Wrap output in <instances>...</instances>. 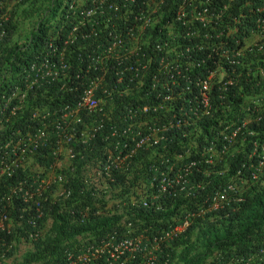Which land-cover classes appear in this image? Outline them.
I'll return each mask as SVG.
<instances>
[{
  "label": "trees",
  "instance_id": "16d2710c",
  "mask_svg": "<svg viewBox=\"0 0 264 264\" xmlns=\"http://www.w3.org/2000/svg\"><path fill=\"white\" fill-rule=\"evenodd\" d=\"M100 1L96 7L91 8L89 2L79 4V0H22L8 10L6 7L12 0H0L3 10L9 11L8 20L3 23L6 37L0 40V103L2 98H8L13 91H22L24 94L23 98L18 97L14 101L15 117L7 118L10 115L9 111L0 106L2 118L0 161L16 160L12 177H0V204L5 201L4 198L11 195V188L18 183L25 179L41 177L37 175V171H29L30 165L26 159L31 153L28 144H25L23 152L18 151L16 154L12 148L5 149L6 145L12 141L15 143L18 139L26 137L25 135L33 136L46 125L49 127V120L32 119L36 112L44 114L45 111H50L56 114L65 106L74 107L83 87L95 76L94 72L99 73L101 66L107 71L105 82L111 90L117 79L115 74L122 72L126 65L134 64H138V67L144 66L142 71L134 68L133 73L143 80L145 86L147 76L149 80L152 75H156L164 83L170 75L178 76L187 64L196 67L193 77L201 79L207 75V70L213 68V62H219L223 67L227 85L223 87V91L216 85L211 87L207 115L199 112L192 117H186L181 121L180 128L167 133L165 139L158 145L137 151L134 169L138 176L136 173L131 175L128 173L130 171L121 169L110 173V178L106 179V182L107 188L116 191L115 195L112 194V200L122 202L129 194L128 190L141 183L139 180H143L144 193L147 194L144 197L149 199V206L134 207L129 212L124 209L121 215H117L116 207L112 206L110 209L112 214L106 216L107 202L103 190L88 186L87 180L83 178V171L86 170L90 158L97 156V151L104 148L113 149L109 146L107 137L114 145L123 144V136L111 138L110 135L113 129L117 134L127 129L130 122L128 123L123 116L127 109L132 108L128 104L135 103V95H129L122 100L115 95V107L119 109L120 117L104 119L101 137L94 138L93 144L89 147L85 148L80 143L72 144V152L75 155L71 166L73 173L71 175L70 172L65 173L67 182L63 185L69 195L56 203L48 199L40 204L44 217L36 222L41 227L46 222L47 231L42 239L33 242L34 252L27 253L23 257V262L44 258L54 261V258L64 251L66 244L68 250L78 244L79 236L88 235L89 241L100 243L110 237L109 235L114 236L116 241L127 238L124 237L127 232H130L129 237H142L145 253H149L153 238L180 223L184 216L189 217L188 227L172 242L159 244V249L153 252L155 264H227L241 257L248 258L256 251L263 250L264 167H260L259 163L262 162L261 157H264L262 153L264 150H254L257 146L261 148L264 145V117H259L260 113L256 108L245 106V103L246 100L257 98L262 101L264 107V47L258 55L250 52L237 58L225 59L217 54L218 51H222L221 48L230 50L231 54L238 45L244 44L243 36L247 34L245 25L233 22V18L242 13L238 9L240 2L191 0L189 11L194 16L186 31H191L199 37H195L188 51L186 48L181 49L182 41L168 39L170 34L168 29H164V33H158L157 29L153 32L148 28L143 33L144 39L141 40L143 46L137 54V59L130 58L126 61L105 59L99 64L93 62L92 58L111 43V38L118 35L117 30L124 42L129 45L132 30L140 27L141 17L148 15L152 10L156 11L155 17L160 24L164 25L162 22L168 20L175 27L177 25L175 10L184 0ZM121 2L122 5L129 6V12H125L124 16ZM203 10H207L208 13L204 14ZM243 15L246 17L244 13ZM247 17L256 16L247 14ZM200 18L204 21L201 22ZM81 24L83 28H78L75 36H68L69 31L65 34L69 25ZM157 33L161 39L157 37ZM173 33L175 29L172 30ZM197 43L201 44L196 48ZM49 45L50 48L64 52L63 61L65 64H71L72 68L66 70L65 78L55 85L47 82L31 84L32 67L37 69L41 67L42 58L50 52ZM124 48L126 51L129 50L127 44H124ZM213 49L216 53L212 52ZM89 77L91 78L85 83L84 79ZM125 83L124 77L121 85L124 87ZM61 86H68L69 93H61ZM130 86L135 88L136 82H132ZM139 91L144 93L146 88ZM183 92L184 89H177V94ZM158 93L161 97L171 94L164 87L158 89ZM132 94L137 92L134 91ZM147 105V113L138 112V116L147 124L144 130H147L150 124L168 121L173 113L179 114L180 106L171 101L160 100ZM109 113V107L105 104L101 113L81 114L80 125L85 128ZM55 117L53 114V122ZM134 121L138 122L137 119ZM131 124L132 129L136 130L134 122ZM111 126L113 128H110ZM234 133L236 136L232 138ZM46 147V153L39 150L35 156L33 155L35 164L40 167H47L52 162L49 156L53 148L52 137L48 139ZM209 147L216 150L222 162L213 166L205 164L210 158L215 160L214 155L208 152ZM187 150L191 152V160L197 162L196 168L181 172L188 163L184 158L171 171L170 165L174 157L176 155L185 157ZM119 151L120 148L116 153ZM35 164H32L30 170L35 168ZM246 164L249 170L243 169L242 172L248 180L243 186L242 200L238 204L230 203L220 209H213L212 201L216 193L229 183L239 166ZM258 166L259 171L256 169ZM255 170L257 175L250 179L249 171ZM178 173L187 183L185 189L188 190V194L180 190V185L173 186L162 195H156V191L150 187L153 179L156 178L157 182L161 180V174L177 176ZM151 197L157 200L153 199L151 202ZM12 203L11 214L14 217L10 213L9 216L15 218L20 214V206H24V203L21 199H14ZM124 214H127L125 218L130 224L126 231L121 223ZM173 217H179V220H174ZM0 236L7 241H10V238L14 240L16 237H25L20 230L15 229L11 236L3 233ZM2 252L4 249L0 248V253ZM142 255H137L136 262H144ZM106 258L107 254L102 257L103 260Z\"/></svg>",
  "mask_w": 264,
  "mask_h": 264
},
{
  "label": "built area",
  "instance_id": "2783aa9c",
  "mask_svg": "<svg viewBox=\"0 0 264 264\" xmlns=\"http://www.w3.org/2000/svg\"><path fill=\"white\" fill-rule=\"evenodd\" d=\"M18 1L21 0H12L11 4L14 5L13 3ZM10 5H8L6 9L9 10ZM204 14H206V11H204ZM183 17L184 14L179 15V18ZM7 20L8 15L3 12V6L0 4V40H3L5 36L3 23H5ZM128 49L129 50L126 51V48H123L122 40H114V38H111V43L109 46L101 52V55L93 58V62L96 61L101 64L105 61V59L110 60L113 58L116 61H126L130 58L137 59V54L140 53L138 45H131L128 47ZM137 65L138 64L126 65L122 72L116 74L117 79L114 81V88L112 90L110 89L108 93L104 91L99 97H95V91L102 88L103 84L106 83L105 78L107 71L105 68H101L99 73L94 72L95 76L89 80L87 88L84 90L80 98L75 102L74 107H64L63 112L60 114L62 122L49 123V127L52 130L55 129L57 132L55 146L52 148L51 155H49L52 159V162L47 167L40 168V170L37 172V175L41 177L25 179L16 186L12 187L11 195L4 198L5 201L1 203L2 205L0 204V234L3 233L11 236L13 230L15 229L20 230L26 237H16L14 240L13 238H10V241H7L2 236H0V248L4 249V252L0 253V264H127V262L128 264H155L156 259L153 255V252H156L159 249V244L161 242H172L178 235L186 230L189 225L188 216H184L180 226H174L168 231H162L159 236L153 238L152 247L149 253H145L142 237H129L128 235L130 232H125L126 235L124 237L127 238H123L119 241H116L113 238L114 236L111 235H109L110 237L107 239L105 238L100 243H93L89 241V237L77 238L78 244H75L69 250L68 245L66 244L63 251L64 253L62 252L60 254L59 259L55 258V262L49 261V258H44L38 261L24 263L23 258L18 256L19 254H24L27 251L30 253L34 252L33 242H37L39 239H42L47 231V227H45L46 222L42 224V227L38 226L36 222L37 220H40L44 217L43 210L42 208L40 209V204L46 202L48 199H50L53 203H56L61 198L65 199L69 195V192L64 190L63 185L67 182V176L65 173L70 172V175L73 173L71 166L75 155L73 154L72 150L68 148V146L64 148V145L68 144L73 138L76 137L75 131L71 127V122H79L80 112L87 114L101 113L103 110V106H101V104H104L103 97L107 95L113 100L115 99V95L119 96V99H123L129 95H135V103L129 104L132 108L127 109L123 116V118L126 119L128 123L130 122V124L127 126V129L123 130L120 134H117L116 130L113 129L110 135L111 138L123 136V144L117 143L114 145L113 142L109 141V137H107V140L110 143L109 146L113 147V149L104 148L102 151H97V156L90 158L89 164L86 166V170L83 171V178L87 180L86 183L88 186L103 190L102 193L104 194L105 201L107 202L105 205V208L107 209V212L105 213L106 216L112 214L110 211L112 206H115L119 212L122 211L124 206L126 207L125 209H127V211L136 207L137 204L144 208L148 207V202L145 200H140L138 197L137 187L130 188L128 190L129 195H127L125 200L122 202L112 200V194L115 195L116 191L112 190L110 187L107 188L106 179L110 178V173H112L114 170L121 169L130 171L128 173L133 175L136 173L134 168L135 163L137 162L136 153L139 149H148L158 145L165 139L164 137L167 133L175 131L174 129L176 128H180L182 125L181 121H184L186 117H192L199 112H203L206 115L209 113L206 91L209 88V82L215 79L216 72L210 74L207 79L196 83L195 86L199 87L201 90L200 93L202 95V99L197 106H193L195 98H186L187 96L185 97L184 93L177 94L178 88L183 89V86L178 82V79L181 77L180 73L175 77L170 75L168 80L164 81V83L161 82V79L156 77V75H152L149 80L147 76L146 85L144 86L143 80H140L137 75L133 73L134 68L135 70L140 71L144 69V66L138 67ZM188 67H191V64H187V67L184 69H187ZM168 68L169 67H166V69ZM62 76L65 77V75ZM124 77L126 78V83L123 87L121 83ZM221 77L222 76H220L218 79ZM60 78L61 76L58 71L49 70V68L46 70V73L43 76V79L46 80H60ZM90 78L91 77H89V79ZM134 81L136 82V87L132 88L130 84ZM161 87H164L167 91H170L171 94L169 96L161 97V95L158 93V89ZM144 88H146V91L140 94L139 90ZM64 89V86H62L60 91H63ZM185 89L190 90L189 84L185 85ZM134 91H136L137 94H132ZM18 97L23 98L24 94L21 91H13L8 96V98L1 99L2 103H0V106L7 108L6 110H8L10 114L7 116V118L15 117V107H13V104L15 99ZM160 100L171 101L174 104L179 105V114L173 113L168 121H161L152 125L150 124L147 130H144L147 124L142 120V117L138 116V112L141 114L147 113V104L155 103ZM51 115L52 113L49 111H45L44 114L36 112L32 116V119L40 118L41 120H49L50 122ZM4 116L6 115L4 114ZM114 117L120 116L119 114L115 116L108 114L103 116V118L98 122L86 126V132L83 135H81V133L79 134L78 142L92 145L94 138L101 137L103 120H111ZM134 119H137L138 122H135ZM1 120L2 118H0V122ZM131 122H134L136 130L132 129L133 126ZM110 128L113 127L111 126ZM47 129L48 127L46 125L43 130H38L33 136L27 135L25 138L19 139L16 145L13 146V151L15 153L18 150L23 152L26 148H24L25 144H28L29 152H34L37 149L40 140L47 132ZM235 136L236 133H234L231 137L233 138ZM18 145L19 147L17 148ZM119 148L120 151L116 153V150ZM208 152L214 155L215 160H212L211 158L206 160V165L210 164L213 166L218 162H222L220 156L216 154V150H213L212 147H209ZM191 157L190 150L186 151L185 157L182 155H176L170 165L171 171L175 169V165L183 161L184 158L185 161H188V163L186 164V167L181 170V172L196 168L197 162L191 160ZM15 164L16 160L14 159L7 162L1 160L0 177H12ZM29 171L31 170L29 169ZM179 174L180 173H178L177 176L161 174V192L159 193H166V191L172 189L173 186L180 185V190H184L182 192H187L188 194V190L185 189L187 183H185V180H183V177H181ZM235 174L236 175L230 179L229 183L219 189V191L216 193V196L212 201L213 209L217 210L223 205L228 204L230 199H232V202L234 203L240 202V189L246 183V181L240 177L241 172L239 169H237ZM135 175L138 176L139 174L136 173ZM254 177L255 174L252 173L251 179H254ZM49 190L51 191L50 193ZM14 199H21L24 203V206H20V214L17 215V217L15 216V218H12L9 216V213L11 214V212H13L12 201H14ZM23 217L25 220H23ZM47 222L49 223L50 221ZM122 226H125L124 229L126 231V227H130V224L122 220ZM29 227L33 228V230H30ZM7 250H9V252ZM11 250H13L12 253ZM23 250L24 252H22ZM105 254L108 255V258L103 260L102 257ZM137 255H142V260L144 261L143 263L136 262ZM228 264H264V249L257 251L250 258L235 259Z\"/></svg>",
  "mask_w": 264,
  "mask_h": 264
},
{
  "label": "clouds",
  "instance_id": "9594fccd",
  "mask_svg": "<svg viewBox=\"0 0 264 264\" xmlns=\"http://www.w3.org/2000/svg\"><path fill=\"white\" fill-rule=\"evenodd\" d=\"M84 1L85 2H89L91 4V8L96 7L101 2L100 0H79V4L84 2ZM228 1H230L229 3L240 2L238 9H239V11H242V13L237 14L233 18V22L234 23H239V24L241 22L242 24H244L245 25V31H246L247 34L243 36V38H244L243 46H239L238 45V48L236 50H234L231 54H230V50L220 47L222 51L221 52H219V51L217 52L218 56H220L222 58H225V59H229V58H237V57L243 56L245 53H250V52H255L258 55V53L262 51V47H264V0H228ZM21 2H22V0L18 1L16 3H21ZM190 2H191V0H184V1L180 2V7L175 10V12H176L175 23L177 24L175 27L168 20L162 22L164 25L160 24L159 20L155 17L156 11L155 10L149 11L148 15L141 17V19H140L141 26L137 27V28H134L132 30V32H131L132 36H131V41H130L129 45L131 46V45L137 44L139 49L141 50V48L143 46L141 44V40L144 39L143 33H144V31L146 29L149 28V29L153 30V32H154V29H157L158 33H164L163 30L164 29H166V30L168 29V31L170 32V34L168 35V39L171 40V41H182L181 49L186 48V50L188 51L190 49L189 45L192 42L194 43L193 40L196 39L197 37H199L198 35H194L191 31H186V27L190 24V21L192 20V18L194 16L189 11V7L191 6ZM16 3L14 2L13 4L15 5ZM14 5L11 4L9 9H11V6H14ZM73 5H71V6H73ZM71 6H70V9H71ZM120 6L124 9V12H122V16H124L125 12H129V6L128 5H122V2H121ZM234 8H235V6H234ZM225 9H226V7H225ZM204 11H206V13H208L207 10H203V13H204ZM3 12H5L7 15L9 13L8 10H3ZM243 13L246 15V17H247V14H253L256 17L255 18H248L247 17L248 18V20H247V18L244 17ZM180 14H184V17L183 18H179ZM197 18H199V17H197ZM200 21L203 22L204 20L202 18H200ZM78 28L82 29L83 28L82 24L79 25V26L69 25V28H67V30L65 31V34L69 31L68 36H75V33L77 32ZM174 29H175V33L172 34V30H174ZM117 32H118V35H116L114 37V40H122L123 41V48H124V44H127V46L129 47L128 43L124 42L123 38L121 37L120 32L118 30H117ZM158 33H157V37L159 39H161V37H160V35ZM83 35H84V33H83ZM5 37H6V31H5L4 38ZM69 41H71V38L69 39ZM200 44L201 43H197L195 45V47L196 48L199 47ZM65 45H67V43H65ZM48 47L50 48V45ZM102 51L103 50H101V52ZM101 52L98 53L95 57L101 55ZM212 52L216 53L215 49H213ZM63 57H64V52L59 51L57 48H50V52H48L47 56L43 57L42 60H41V67L39 69H37L35 67H32L33 76L30 79L31 84H40L42 82H47L48 84H52V85L54 84L55 85L57 82H61L65 78L62 75H65V73H67L66 70H69V68H72L71 64H65L64 63ZM92 60H93V58H92ZM48 68H49V70L58 71L60 76H61L60 80H51L50 79L51 80L50 81V80L43 79V76L46 73V70ZM100 68H104V67L101 66ZM195 69H196V67L191 64V67H188L187 69H184L183 71H181L180 72V76L181 77L178 79V82L183 86L184 96L185 97L187 96L186 98H189V99H194L195 98V102H194L193 106H197L199 104L200 100L202 99V95L200 93V91H201L200 88L195 86L196 83L199 82V81L207 79L210 74L216 72V77H215L216 82H213L214 79L212 81H210L209 82V88L206 91L207 106H209V103H210L209 102L210 101L209 92H210L211 87L213 85H216V87H218L221 91H223L224 90L223 87H225L227 85V83L225 82V79H224L225 74L223 73V67H222V65L219 64V62H213V68L207 70V75L205 77L202 76L201 79H196V78L193 77V73H194ZM186 73H190L192 76L191 75L187 76ZM68 74H70V73H68ZM220 76H222V77L220 79H218ZM77 77H78V75H76V78ZM88 79L89 78L84 79V82L86 83V81ZM231 83L232 82L230 81V84ZM88 84H89V82L85 84V86L83 87V89H82V91L80 93V96L83 94V92L87 88ZM186 84H189L190 90H186L185 89V85ZM61 87H60V89H61ZM64 88L65 89L63 91H61V93H64V94H66L67 92L69 93L68 86H66V87L64 86ZM104 91H106V93H108V91H110V87H109V85H107V83H104L102 88H100V89L95 91V97L101 96V94ZM80 96H79V98H80ZM120 100H122V99H120ZM103 103H104L103 105L106 104L109 107V110H110L109 115L115 116V115L119 114V109L117 107H115L116 98L113 100L108 95L104 96L103 97ZM245 104H246L245 106H250V107L252 106V107L256 108L257 112L260 113L259 117H261V116L264 117V107H262L263 104H262V101L260 99L256 98L254 100H246ZM250 107L248 108V111H250ZM63 110H64V108L59 109L56 114L53 112V114L56 115L54 123L55 122H59V123L62 122L61 121L62 119L60 118V114L63 112ZM53 114L51 115V119H50L49 123L53 122V120H52ZM81 114H84V112H80L79 119H80V115ZM258 119L259 118H256V120H258ZM71 127L74 129L76 137L73 138L68 144H65L64 148H66L68 146V148H70L72 150V144H75V143L79 144L80 143V142H78L79 134L81 133V135H83L86 132V130H85L86 127L85 128L81 127L80 120H79V122H74V121L71 122ZM56 134H57V132L55 131V129L52 130L50 127H48L47 132L44 134V137L40 140L37 149L34 152H32L31 155L26 159L28 164L30 165L29 169L32 166V164H35V162L33 160V155L35 156L39 152V150H42V151L44 150L45 153H46V148H47L46 144L48 142V139H50L52 137L53 138V147L55 146ZM25 136H27V135H25ZM18 141H19V139L15 143H12L13 142L12 141L11 144H7L5 149L6 148H10V149L12 148L13 149V146L16 145V143ZM80 144L84 145L85 148H87V147H89L91 145V144H87V143L86 144L80 143ZM18 147H19V145L17 146V148ZM259 149L264 150V145L261 148H258V146H257L254 151H259ZM18 151L16 153H18ZM13 153L16 154L14 151H13ZM262 153H264V151ZM261 161L262 162L259 163V166L260 167H264V157H261ZM259 166L256 167V169L258 171L260 169ZM40 168H43V167H40V166L35 164V168L33 170L31 169V172H36V171L38 172L40 170ZM251 168L252 167H250V169ZM243 169H248L249 170V166H247V164L246 165H242L241 167L239 166V170L241 172L240 177H242L245 181H247L248 179L244 176V174L242 172ZM236 172H237V170L235 171V173ZM235 173H234V175L232 177H234L236 175ZM252 173L255 174V176H256L257 175V171L256 170L255 171H249V178L250 179H251V174ZM139 181L141 183H138V185L136 186L137 187V195L140 198V200H145V201L148 202L149 199H146L144 197V196H147V194L144 193L145 187L142 184L143 180H139ZM159 183H160V181L157 182V180L155 178V179H153V182L150 183L151 184L150 187L152 189H154V191H156V193H157L156 195L166 194V193H159V192H161L160 191L161 183L160 184ZM243 186L240 189V198H241V200H242V196H243ZM127 195H129V194H127ZM153 199L157 200L154 197H151V199H150L151 202L153 201ZM230 203L238 204L239 202L238 203H234V202H232V199H230L228 204H230ZM228 204H225V205H228ZM148 206H149V202H148ZM139 207L144 208L141 205L137 204L136 208H139ZM222 207H220V208H222ZM125 208L126 207L124 206L121 212H119L117 210V215H121ZM126 215L127 214H124V217L121 219V223H122V220L124 222H126V223L128 222V220H126V218H125ZM130 216L132 217V214ZM173 219L178 221L179 217H176V218L173 217ZM180 225H181V222L177 223L174 226L176 227V226H180ZM124 228H125V226H124ZM83 237H87L88 238V235L79 236L78 238H83ZM60 251H62V249ZM27 253H30V252L27 251L26 253L22 254V256L24 257ZM58 257H56V258H58ZM250 257H248V258H250ZM239 259H243V258L241 257ZM244 259H247V258H244ZM49 261L54 262L55 258H54V261H52L51 259H49Z\"/></svg>",
  "mask_w": 264,
  "mask_h": 264
},
{
  "label": "rangeland",
  "instance_id": "374dc122",
  "mask_svg": "<svg viewBox=\"0 0 264 264\" xmlns=\"http://www.w3.org/2000/svg\"><path fill=\"white\" fill-rule=\"evenodd\" d=\"M22 252H24V250H23ZM22 254H23V253H22ZM22 254H21V255L19 254L18 256H19V257H23Z\"/></svg>",
  "mask_w": 264,
  "mask_h": 264
}]
</instances>
